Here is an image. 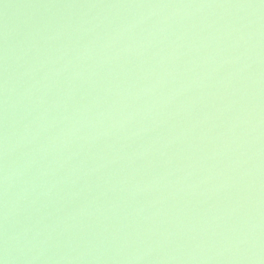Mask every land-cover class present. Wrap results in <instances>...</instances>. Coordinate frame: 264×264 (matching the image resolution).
Returning a JSON list of instances; mask_svg holds the SVG:
<instances>
[{
  "label": "water",
  "instance_id": "95a60500",
  "mask_svg": "<svg viewBox=\"0 0 264 264\" xmlns=\"http://www.w3.org/2000/svg\"><path fill=\"white\" fill-rule=\"evenodd\" d=\"M0 264H264V0H0Z\"/></svg>",
  "mask_w": 264,
  "mask_h": 264
}]
</instances>
